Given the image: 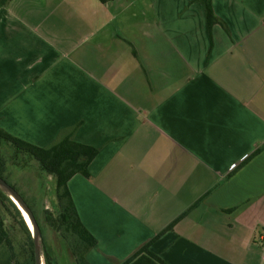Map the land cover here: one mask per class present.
<instances>
[{"label":"crops","instance_id":"0c3cea01","mask_svg":"<svg viewBox=\"0 0 264 264\" xmlns=\"http://www.w3.org/2000/svg\"><path fill=\"white\" fill-rule=\"evenodd\" d=\"M10 0L0 128L37 146L79 124L67 182L91 264H264V0Z\"/></svg>","mask_w":264,"mask_h":264},{"label":"trees","instance_id":"16d2710c","mask_svg":"<svg viewBox=\"0 0 264 264\" xmlns=\"http://www.w3.org/2000/svg\"><path fill=\"white\" fill-rule=\"evenodd\" d=\"M10 0H0V6H4ZM103 3L111 0H99ZM203 5L205 22L210 30L213 24L218 22L215 16L211 0H193ZM79 124L61 129L56 139L46 146H37L0 128V178L6 181L17 191L32 212L41 232L43 245L42 255L44 264H59L63 259H70L69 264H91L87 259V253L95 247L96 239L83 225L79 218L70 191L67 186L69 179L75 174L89 176V164L98 153V148L78 142L75 132ZM8 154V157L6 156ZM7 158L17 173H20L32 159L36 160L40 170L41 183L38 186L40 199L46 189L47 178L50 177L53 186L54 203L52 208L55 214L41 205L39 212L31 206V200L10 182L6 174ZM37 190V188H36ZM200 199L189 208L198 204ZM188 208V209H189ZM186 209L175 218L167 227L158 232L153 238L140 245L135 251L118 264H168L159 255L150 249L152 242L165 230L181 218ZM10 217L16 223L17 230L23 234V243L27 251H17L13 239V225H8L5 218ZM43 220L56 234L57 244L61 253L55 252L46 244V234L41 227ZM21 246V245H20ZM58 255H60L58 257ZM0 264H35L34 241L31 230L28 227L22 211L9 198L0 187Z\"/></svg>","mask_w":264,"mask_h":264},{"label":"rangeland","instance_id":"374dc122","mask_svg":"<svg viewBox=\"0 0 264 264\" xmlns=\"http://www.w3.org/2000/svg\"><path fill=\"white\" fill-rule=\"evenodd\" d=\"M6 156L8 157V154H6ZM6 174L9 177L8 180L12 183H15L17 187L21 189V191L28 197V199L31 200V206L36 208L38 212H39L38 207L43 205L44 208L48 209V211L55 214L54 209L52 208L55 197H54L53 186H52L50 177L47 178V184H46L47 187L45 191L43 192V196L41 197V200L39 201L40 194H38V191L40 190L38 189V186L41 183V180H40L41 177H39L40 170H39L38 163L36 162V160L32 159L30 161V165H27L24 168V170H22L20 173H17L15 171V168L13 167V165H11L9 159L7 158ZM5 220L8 225H13L11 227H13L14 229L13 239L16 245V250L17 251H27V248L25 244L23 243V234L17 230L15 221L12 218L7 217V216ZM40 221H41V227L46 234V244L52 247V249H54L55 252L61 253V251H64V250H60L58 247V244H57L58 240H57L55 232L50 227H48L43 220H40ZM40 243H41V249H42L43 248L42 242L40 241ZM59 256L60 255H58V257ZM69 262H70V259L68 257V259L66 258V259H63L62 262L60 261L59 264H69Z\"/></svg>","mask_w":264,"mask_h":264},{"label":"water","instance_id":"95a60500","mask_svg":"<svg viewBox=\"0 0 264 264\" xmlns=\"http://www.w3.org/2000/svg\"><path fill=\"white\" fill-rule=\"evenodd\" d=\"M0 187L5 191V193L9 196V198L17 205L20 209L19 205L26 212L29 220L32 223L33 231H31L33 241H34V262L35 264H41V260L43 259L42 249H41V232L39 225L37 224L32 212L28 208L25 201L21 198V196L15 191L13 187H11L6 181L0 178ZM9 194H8V193ZM13 198L18 202V204L13 200ZM21 210V209H20ZM23 214V213H22ZM25 219V218H24ZM44 263V262H43Z\"/></svg>","mask_w":264,"mask_h":264},{"label":"bare ground","instance_id":"6f19581e","mask_svg":"<svg viewBox=\"0 0 264 264\" xmlns=\"http://www.w3.org/2000/svg\"><path fill=\"white\" fill-rule=\"evenodd\" d=\"M7 193H8V192H7ZM8 194H9V193H8ZM13 200L18 204V202H17L14 198H13ZM18 205H19V204H18ZM19 207H20V209H21V211H22V213H23V216H24V218H25V221H26L28 227L30 228L31 231H33L32 223H31V221L29 220V218H28L26 212L22 209V207H21L20 205H19ZM41 264H43V260H41Z\"/></svg>","mask_w":264,"mask_h":264}]
</instances>
